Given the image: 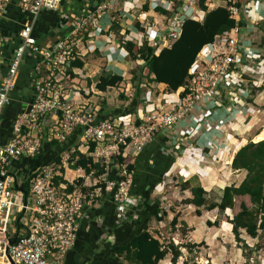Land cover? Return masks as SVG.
I'll return each instance as SVG.
<instances>
[{
  "label": "built area",
  "instance_id": "obj_1",
  "mask_svg": "<svg viewBox=\"0 0 264 264\" xmlns=\"http://www.w3.org/2000/svg\"><path fill=\"white\" fill-rule=\"evenodd\" d=\"M67 1L0 0V23L10 4L22 17L16 32L4 35L0 28V129L18 73L28 59L33 89L30 104L15 118L8 141L0 145V264H10L8 257L14 264H65L84 214L96 198L110 196L117 218L136 206L131 195L135 171L129 167L159 134L171 133L180 162L175 170L180 171L184 159L195 165L218 164L228 151V123L242 118L240 124H244L256 111L255 104L227 88L231 73L240 72L254 58L250 45L241 38L240 17L252 14L255 26L262 23L264 28V0H241L239 8L235 6L238 0H228L227 11L235 26L203 47L185 86L172 93L165 87L154 99L142 94L134 115L119 116L102 114L100 102L121 94L132 98L133 86L126 83L129 78L118 75L126 82L105 91L97 90L96 84L79 88L80 70L71 64L92 53L97 38L106 39L112 52L128 58L124 50L128 42L137 47L146 42L159 53L180 37L186 20L200 23L205 13L198 9V0H87L69 16L63 8ZM44 13L56 14L62 35L45 48L34 37ZM77 131V144L62 152L58 163L26 177L14 172L15 164L34 158L44 142L65 143ZM81 155L102 173L96 177L94 171L75 167ZM25 182L29 189L23 207L20 187ZM155 239L162 249L172 244L181 251V237L171 236L170 231L167 236L158 233ZM179 260L175 264H185ZM157 264H172L169 249Z\"/></svg>",
  "mask_w": 264,
  "mask_h": 264
},
{
  "label": "crops",
  "instance_id": "obj_2",
  "mask_svg": "<svg viewBox=\"0 0 264 264\" xmlns=\"http://www.w3.org/2000/svg\"><path fill=\"white\" fill-rule=\"evenodd\" d=\"M85 1L87 0H68L64 3L63 8L66 14L72 16L81 9ZM218 5L215 1L206 3L208 11L216 9ZM144 11H148V8H144ZM150 14L154 16L152 11ZM21 19L20 13L10 4L5 18L0 23L3 34L19 30ZM239 23L241 38L250 45L254 58L240 72L237 70L236 73H231L230 86L227 90L241 100L255 104L256 111L248 116L244 124H240V121H243L242 118L237 119L238 123L233 121L228 123V127H230L226 136L228 151L222 155L218 164L195 165L190 160L184 159V166L180 171H177L174 167L180 162H177V150L171 144V133L159 134L154 140L155 145L145 149L138 156L140 160L136 166L134 187L131 191V195L137 203L136 206L127 208L120 218H117L115 205L110 196L103 195L96 198L92 207L88 208L84 214L75 246L65 256V264H128L123 257L111 255L110 251L113 248L127 245L136 234L142 231L148 232L153 239L157 237L158 233H164L167 236L168 231L175 238L180 236V240L184 244H182L181 251L188 249L189 254L185 250L186 254L190 255L191 251L195 256L197 254L198 257H195L197 264H223L224 262L221 263L218 257L233 264L231 259L233 253L236 255L238 264L241 261L244 263L246 260L244 254L237 248L235 242L233 243L231 225L226 220H221L217 227H208L207 222L213 223L217 220V210L200 209L201 214L197 216L195 207L182 205L183 201L191 198L190 192L181 191L180 187H171L174 179H167H170L171 175L178 178L179 174V180L175 179V182H185L196 178L198 184L206 192L207 199L212 193L214 196L212 201L218 203L221 191L225 187L232 183L238 186L245 177L243 171H234L231 168V162L236 152L249 142L257 143L254 138L258 135H262L261 137L264 138V28L262 23L255 26V18L249 13L242 15ZM58 27L59 20L56 14L44 13L41 15L34 29V37L41 47H50L60 39L62 35L58 31ZM106 41L104 38H97L94 43L95 50L92 53H85L83 56V67L79 69L81 75L78 78L79 88L97 84L101 76L108 74L118 76L123 73L126 78H130L132 68L142 65V62L132 61L123 53L112 52L111 45ZM11 49L7 50L8 58ZM31 67L32 62L29 59L22 64L15 87L10 94V103L2 113L0 145H4L8 141L15 118L25 110L33 98L29 77ZM157 88L163 89L165 85L159 84ZM50 152L44 142L34 158L22 159L15 164L14 172L18 177L28 176L32 171L49 164L51 161ZM169 159L173 162L165 170ZM154 170L157 175L153 174ZM162 171L165 172L158 177L159 181L155 183L158 173ZM177 189H179L178 193ZM176 208L178 210H175ZM232 214L230 210H226L224 213L225 217L229 219ZM174 218L176 225L172 227L171 222ZM183 224L186 226L185 233H182ZM242 238L256 244V240H252L244 234ZM247 245L251 248L254 246V244L249 245V242ZM259 252H253L251 256L257 255ZM181 259L184 260L180 256L179 261Z\"/></svg>",
  "mask_w": 264,
  "mask_h": 264
},
{
  "label": "trees",
  "instance_id": "obj_3",
  "mask_svg": "<svg viewBox=\"0 0 264 264\" xmlns=\"http://www.w3.org/2000/svg\"><path fill=\"white\" fill-rule=\"evenodd\" d=\"M210 1H215L219 5L216 9L208 11L206 3ZM228 5H230L228 0H198V9L205 13L202 22L186 20L183 24L180 37L170 48L163 49L159 53H156L155 48L150 47L146 42H143L139 47L130 42L126 43L124 50L127 52L129 58L132 61L142 62V65L138 67V73L145 79L144 83L152 88L163 84L169 93L177 92L184 87L189 77V71L203 47L212 43L215 37L227 33L234 28L235 21L230 18L227 11ZM235 6L238 8L241 6L240 0L235 3ZM71 67L81 69L83 63L75 61L71 64ZM135 74V71H131L128 82L117 75L108 74L101 76L98 79L96 88L99 91H105L124 82L133 86L135 84ZM143 92L144 90L140 89L138 83L135 86L133 99L130 102L127 101L128 105L125 108L113 110L111 113L104 111L102 108L101 113L112 116L134 115ZM121 98L126 99L123 96ZM78 138L79 131L72 135L65 143H45V146H48L51 151V161H49V164L58 163L60 154L75 146ZM154 145L153 142L145 147V149L152 148ZM92 148L93 145H91L90 149ZM139 160L140 158H137L135 164L129 168L135 171ZM168 161L169 163L166 164L165 170L173 162L171 159ZM75 167L84 169L86 173L94 171V176L96 177L102 173L98 165L92 164L90 159L82 155L78 156ZM231 168L234 171H243L245 177L238 186L232 184L225 187L221 191L218 203L207 199L206 192L198 184L196 178L181 182L180 190L190 192L191 198L183 201V204L195 207V214L197 216L201 214L200 209L205 211L217 210V220L213 223L207 222V226L217 227L223 216L226 222L231 225V233L237 248L242 251L246 259H249L253 252L258 253L261 250V247L257 244L259 240L264 239V140L257 143L249 142L240 148L232 159ZM163 172L165 171L158 173L155 183L159 181L158 177ZM153 174L157 175L156 170L153 171ZM133 187L134 182L132 189ZM20 188L28 192V183H23ZM226 210L233 211L231 219L225 217L224 213ZM175 225L176 219L174 218L171 226L174 227ZM18 226L21 225L18 224ZM243 234L252 240H256L257 244L252 248L249 247L242 238ZM168 249L172 254V264H175L181 256L178 247L170 244L167 249H162L156 239H153L148 232L142 231L136 234L134 239L127 245L113 248L110 252L111 255L123 257L124 261L128 264H157L166 257Z\"/></svg>",
  "mask_w": 264,
  "mask_h": 264
},
{
  "label": "rangeland",
  "instance_id": "obj_4",
  "mask_svg": "<svg viewBox=\"0 0 264 264\" xmlns=\"http://www.w3.org/2000/svg\"><path fill=\"white\" fill-rule=\"evenodd\" d=\"M138 67L139 66H135L134 68H132V71L136 72V74H135V84H133V96L135 95V86L139 83L140 89H145L144 92L142 93L143 96L145 94V95L148 96V99H154L155 98L154 96L157 93H161L159 91H161L162 89L161 88L160 89H156L155 87L152 88L151 86L146 85V83H144L145 79H143L142 75H140L138 73ZM121 96H123L126 99L122 100ZM132 99H133V97L129 98V96H128V98H127V97L124 96V94H121L120 96H115L114 99H112V100L108 99V100H104V102L101 101L100 104H101V107L104 109V111H107L108 113L109 112L111 113L113 110L125 108L128 105V104H126L127 101L130 102ZM261 136L262 135H258L257 137H255L254 141H256V142L262 141L264 138H262ZM67 177H68V179H71L72 175L67 173ZM176 180H179V178H176ZM176 180L174 179L173 183L170 185L171 187H173V186L180 187L181 186V184H182L181 181L175 182ZM232 184L235 185V183H232ZM178 190L179 189L176 190L177 193H178ZM169 193H172V192H169ZM16 196L21 200V196L20 195L16 194ZM208 200L209 201L214 200V196L212 195V193L210 194V197L208 198ZM182 205H184V204L182 203ZM175 210H178V208H176ZM232 213H233V211H232ZM220 217H221V215H220ZM221 218H222V220H225V218L223 216ZM11 222H12V220L10 221V223ZM183 225H184V228L182 229V233H185L186 232V228H185L186 226H185V224H183ZM11 228H12V224H11V227H9V229H11ZM234 242L235 241H233V243ZM246 242L247 243L249 242V245H253L254 244V246L257 244V241H256V244L254 242H252V241H249V240H247ZM257 245H259L261 247V251L259 252V254L252 255L250 259L244 260V263H243V261H241L240 264H264V239L259 240ZM204 248H206V247H204ZM185 250L189 254L188 249H182V251H180L181 258H183L184 261H185L184 263L185 264H197L196 260H195V257H198V255L196 254V256H195L192 251L190 252V255H188V254L185 253ZM218 259H219V261H221V263L223 261L224 262L223 264H229V262L228 261L225 262L222 259V257H218ZM231 259L233 260V264H238L237 263V259H236V255L234 253H233V257H231Z\"/></svg>",
  "mask_w": 264,
  "mask_h": 264
},
{
  "label": "water",
  "instance_id": "obj_5",
  "mask_svg": "<svg viewBox=\"0 0 264 264\" xmlns=\"http://www.w3.org/2000/svg\"><path fill=\"white\" fill-rule=\"evenodd\" d=\"M22 193H23V196H24V201H23V207H25L26 206V202H25V197H26V191H22ZM24 213V210L22 211V214ZM19 220V219H18ZM10 245H12L13 244V241L12 242H10L9 243ZM8 260H9V262H10V264H14L11 260H10V258L8 257Z\"/></svg>",
  "mask_w": 264,
  "mask_h": 264
},
{
  "label": "bare ground",
  "instance_id": "obj_6",
  "mask_svg": "<svg viewBox=\"0 0 264 264\" xmlns=\"http://www.w3.org/2000/svg\"><path fill=\"white\" fill-rule=\"evenodd\" d=\"M181 261H183V260L181 259Z\"/></svg>",
  "mask_w": 264,
  "mask_h": 264
}]
</instances>
